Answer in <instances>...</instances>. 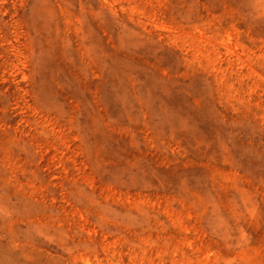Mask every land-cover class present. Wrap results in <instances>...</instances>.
Wrapping results in <instances>:
<instances>
[{"label":"rangeland","instance_id":"1","mask_svg":"<svg viewBox=\"0 0 264 264\" xmlns=\"http://www.w3.org/2000/svg\"><path fill=\"white\" fill-rule=\"evenodd\" d=\"M0 264H264V0H0Z\"/></svg>","mask_w":264,"mask_h":264}]
</instances>
